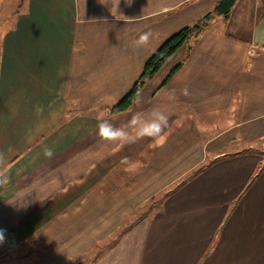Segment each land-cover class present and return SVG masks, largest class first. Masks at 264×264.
Instances as JSON below:
<instances>
[{"label": "crops", "instance_id": "0c3cea01", "mask_svg": "<svg viewBox=\"0 0 264 264\" xmlns=\"http://www.w3.org/2000/svg\"><path fill=\"white\" fill-rule=\"evenodd\" d=\"M218 1L13 0L0 264H264V0H236L112 112ZM153 108L169 114L162 139L100 140V113L120 126Z\"/></svg>", "mask_w": 264, "mask_h": 264}, {"label": "clouds", "instance_id": "9594fccd", "mask_svg": "<svg viewBox=\"0 0 264 264\" xmlns=\"http://www.w3.org/2000/svg\"><path fill=\"white\" fill-rule=\"evenodd\" d=\"M151 37V32H144L133 41V44L136 48L146 47L149 45ZM183 94H188L187 89L183 90ZM136 102H140L139 97ZM97 119L99 121L97 127L100 140L120 145L137 143L145 139L160 140L165 129L169 126V114L160 108H153L149 112H135L126 124L120 126H115L105 119L103 113H100ZM44 154L46 157H52L53 151L50 148H45ZM4 161V154L0 153V166L4 164ZM7 182L8 177L0 172V185ZM4 241V230L0 229V244H3Z\"/></svg>", "mask_w": 264, "mask_h": 264}, {"label": "trees", "instance_id": "16d2710c", "mask_svg": "<svg viewBox=\"0 0 264 264\" xmlns=\"http://www.w3.org/2000/svg\"><path fill=\"white\" fill-rule=\"evenodd\" d=\"M235 3L236 0H219L211 11H208L192 24L184 27L166 40L156 54L147 61L144 72L132 91L112 109V112H123L130 109L134 104L140 89L150 78L160 71L166 61L187 41L198 39L208 29L215 16L219 15L228 19Z\"/></svg>", "mask_w": 264, "mask_h": 264}, {"label": "rangeland", "instance_id": "374dc122", "mask_svg": "<svg viewBox=\"0 0 264 264\" xmlns=\"http://www.w3.org/2000/svg\"><path fill=\"white\" fill-rule=\"evenodd\" d=\"M13 6V0H0V40L6 28L12 23Z\"/></svg>", "mask_w": 264, "mask_h": 264}]
</instances>
